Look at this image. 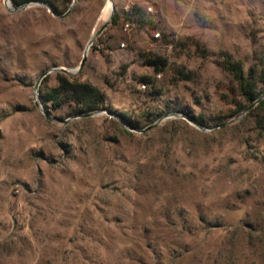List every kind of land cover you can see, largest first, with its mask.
Here are the masks:
<instances>
[{
	"label": "rangeland",
	"instance_id": "1",
	"mask_svg": "<svg viewBox=\"0 0 264 264\" xmlns=\"http://www.w3.org/2000/svg\"><path fill=\"white\" fill-rule=\"evenodd\" d=\"M55 2L0 0V264H264V112L223 70L264 66V0ZM60 78L105 103L46 107Z\"/></svg>",
	"mask_w": 264,
	"mask_h": 264
},
{
	"label": "trees",
	"instance_id": "2",
	"mask_svg": "<svg viewBox=\"0 0 264 264\" xmlns=\"http://www.w3.org/2000/svg\"><path fill=\"white\" fill-rule=\"evenodd\" d=\"M11 2L15 7H22L32 3H43L50 6L55 12H58L55 0H11ZM135 13H138V10L135 9ZM118 17V13L116 12L114 15L115 22L118 21ZM128 19L141 26H145V22L139 18H133L130 15ZM148 63L156 67H165L167 65L162 59H149ZM223 70L232 78L235 85L234 92L241 99L236 105V114L246 110L247 107L257 102L264 94V66L253 65L246 72L242 63L232 60L229 56H225ZM186 77L188 79V76ZM145 81L149 82V79H145ZM41 98L46 107L50 104L51 107L57 109L67 103H73L78 107V114L82 115L96 113L105 103V95L98 88L70 81L67 78H60L59 85L41 94ZM255 110H262L264 112V99L254 108ZM124 116L127 117V120L129 119L126 114ZM189 117L198 125H203L202 117ZM128 122L132 129L139 128L136 122L131 120H128Z\"/></svg>",
	"mask_w": 264,
	"mask_h": 264
},
{
	"label": "water",
	"instance_id": "3",
	"mask_svg": "<svg viewBox=\"0 0 264 264\" xmlns=\"http://www.w3.org/2000/svg\"><path fill=\"white\" fill-rule=\"evenodd\" d=\"M8 1V0H7ZM113 2H114V0H109V3L112 5V11L114 12V5H113ZM40 4H43V3H40ZM56 14V13H55ZM69 15V13L68 14H66V15H64V16H62L63 18H65V17H67ZM111 21H113V18H112V20ZM109 24L110 23H107V24H105L104 25V27L100 30V32L98 33V36H100L102 33H103V31L109 26ZM91 42H94V40H92ZM86 57H87V54L85 55V60H86ZM47 74H44L43 76H42V78H41V80L46 76ZM38 86H39V83H38V85H37V88H38ZM264 99V94L259 98V100L257 101V102H255L254 104H252L250 107H248L247 108V110L246 111H249L250 109H252L253 107H256L258 104H259V102H261L262 100ZM96 113H90V114H87V115H83L82 117H86V118H88V117H92V116H94ZM192 122L193 123H195V124H197L194 120H192ZM198 125V124H197ZM228 125V123H224V124H221V125H219V126H216L215 128H212V129H220V128H222V127H226ZM153 127H155V126H153ZM152 127V128H153ZM201 128H203V127H201ZM203 129H205V128H203ZM139 132H144L143 130L142 131H139Z\"/></svg>",
	"mask_w": 264,
	"mask_h": 264
},
{
	"label": "built area",
	"instance_id": "4",
	"mask_svg": "<svg viewBox=\"0 0 264 264\" xmlns=\"http://www.w3.org/2000/svg\"><path fill=\"white\" fill-rule=\"evenodd\" d=\"M149 11H152V8H149ZM125 30H126V31H130V30H131V24H130V23H127V24H126V26H125ZM157 37H160V34H158ZM95 45H96V42H95V41H94V42H90V44H89V49L94 48ZM122 46H123V47H126V45H125L124 43L122 44ZM97 47H100V46L97 45Z\"/></svg>",
	"mask_w": 264,
	"mask_h": 264
},
{
	"label": "bare ground",
	"instance_id": "5",
	"mask_svg": "<svg viewBox=\"0 0 264 264\" xmlns=\"http://www.w3.org/2000/svg\"><path fill=\"white\" fill-rule=\"evenodd\" d=\"M109 4H110V3H109ZM108 9L111 10V9H112V5H109Z\"/></svg>",
	"mask_w": 264,
	"mask_h": 264
}]
</instances>
